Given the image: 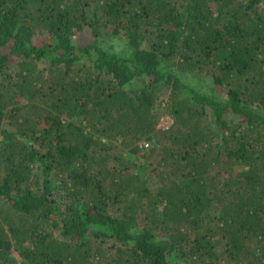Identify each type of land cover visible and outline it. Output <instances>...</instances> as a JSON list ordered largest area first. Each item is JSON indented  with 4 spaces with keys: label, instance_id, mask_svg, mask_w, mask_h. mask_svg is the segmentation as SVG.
<instances>
[{
    "label": "trees",
    "instance_id": "16d2710c",
    "mask_svg": "<svg viewBox=\"0 0 264 264\" xmlns=\"http://www.w3.org/2000/svg\"><path fill=\"white\" fill-rule=\"evenodd\" d=\"M180 263L264 264V0H0V264Z\"/></svg>",
    "mask_w": 264,
    "mask_h": 264
},
{
    "label": "rangeland",
    "instance_id": "374dc122",
    "mask_svg": "<svg viewBox=\"0 0 264 264\" xmlns=\"http://www.w3.org/2000/svg\"><path fill=\"white\" fill-rule=\"evenodd\" d=\"M82 40H85L84 38ZM211 85V83H210ZM208 87V86H206ZM206 87H203V86H200V88H206ZM203 92H206V89H202ZM172 119L169 117V116H164L161 121H160V124H159V127L160 128H166V127H169L172 123ZM126 155L128 156V158L130 159H134V157L129 153V152H126ZM141 159L137 160V163H139ZM181 264V263H180Z\"/></svg>",
    "mask_w": 264,
    "mask_h": 264
},
{
    "label": "built area",
    "instance_id": "2783aa9c",
    "mask_svg": "<svg viewBox=\"0 0 264 264\" xmlns=\"http://www.w3.org/2000/svg\"><path fill=\"white\" fill-rule=\"evenodd\" d=\"M160 127H161V126H160ZM139 147H140V148L147 149V148L150 147V143H149L148 141H141V142L139 143Z\"/></svg>",
    "mask_w": 264,
    "mask_h": 264
}]
</instances>
